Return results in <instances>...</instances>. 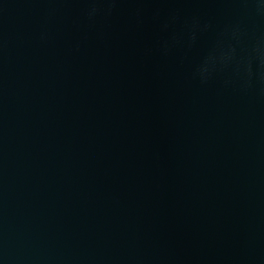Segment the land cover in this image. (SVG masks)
<instances>
[{
  "label": "water",
  "instance_id": "95a60500",
  "mask_svg": "<svg viewBox=\"0 0 264 264\" xmlns=\"http://www.w3.org/2000/svg\"><path fill=\"white\" fill-rule=\"evenodd\" d=\"M0 264H264V0H0Z\"/></svg>",
  "mask_w": 264,
  "mask_h": 264
}]
</instances>
